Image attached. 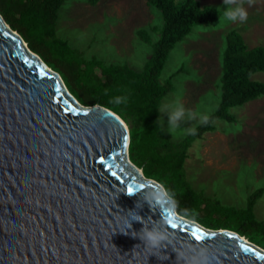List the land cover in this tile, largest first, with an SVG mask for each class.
I'll list each match as a JSON object with an SVG mask.
<instances>
[{
  "label": "water",
  "instance_id": "obj_1",
  "mask_svg": "<svg viewBox=\"0 0 264 264\" xmlns=\"http://www.w3.org/2000/svg\"><path fill=\"white\" fill-rule=\"evenodd\" d=\"M48 69L0 15V264H189L193 246L207 247L212 264H264V249L242 236L125 194L159 183L130 161L126 123L80 104ZM128 210L172 234L143 247L132 235L141 223L124 228Z\"/></svg>",
  "mask_w": 264,
  "mask_h": 264
},
{
  "label": "rangeland",
  "instance_id": "obj_2",
  "mask_svg": "<svg viewBox=\"0 0 264 264\" xmlns=\"http://www.w3.org/2000/svg\"><path fill=\"white\" fill-rule=\"evenodd\" d=\"M176 2L180 0H175ZM220 11L219 17L197 24L169 51L159 74L171 77L172 90L161 100L157 121L164 138L179 143L215 111L220 101L221 53L230 29L237 30L249 46L264 47V0H241L247 19L223 20L222 0H197ZM162 18L145 0H66L58 10L56 33L79 49L85 58L105 64L144 69L158 39ZM143 30L149 41L140 38ZM253 80L264 81V72ZM183 111L177 127L170 129L163 108ZM232 120L215 118L214 130L192 137L183 163L185 180L205 207L195 217L211 227L230 230L264 247V96L228 108ZM259 189H262L258 192ZM256 192L251 211L249 197ZM258 224L253 225L252 220Z\"/></svg>",
  "mask_w": 264,
  "mask_h": 264
},
{
  "label": "trees",
  "instance_id": "obj_3",
  "mask_svg": "<svg viewBox=\"0 0 264 264\" xmlns=\"http://www.w3.org/2000/svg\"><path fill=\"white\" fill-rule=\"evenodd\" d=\"M66 0H0V15L35 52L42 62L58 73L67 90L82 105L98 103L126 123L129 132L128 157L141 168L145 178L164 184L174 193L177 214L208 226L195 217V209L205 207L196 192L185 180L183 163L192 137H201L205 131L215 129L213 120H232L228 108L264 96V81L253 80L255 72H264V47H249L235 29L226 34L221 53L220 101L208 118L197 125L192 133L179 143L163 136L157 122L162 97L172 90L171 77L163 82L159 74L169 51L197 24L211 23L220 11L197 0H145L159 10L162 26L153 52L142 71L136 72L124 65L105 64L95 57L85 58L79 49L56 33L58 10ZM94 5L97 0H86ZM144 41L149 37L137 31ZM126 97L115 104L114 97ZM262 189H259L260 192ZM256 192L249 197L247 210L251 211ZM182 211L189 213L186 217ZM252 224H258L254 219ZM264 231V224L262 225ZM242 236V235H241ZM264 249V247H262Z\"/></svg>",
  "mask_w": 264,
  "mask_h": 264
},
{
  "label": "clouds",
  "instance_id": "obj_4",
  "mask_svg": "<svg viewBox=\"0 0 264 264\" xmlns=\"http://www.w3.org/2000/svg\"><path fill=\"white\" fill-rule=\"evenodd\" d=\"M225 7L223 9V20L225 22L243 23L247 19V11L243 7L241 0H222ZM126 101V97H114L111 101L115 104H121ZM163 114L167 115V124L170 129L177 127V122L183 117V111L175 108H170L165 105L163 108ZM157 121H161L158 117ZM142 189V191L140 190ZM139 193L144 203L150 208H167L172 211L175 207L174 193L162 183L138 185L136 189L132 188L131 194ZM125 194L131 195L128 192ZM140 203L135 204V208H140ZM182 215L188 217L189 213L182 211ZM124 228L125 230L131 227L130 221H138L142 227L138 232L132 233L141 242L143 247L148 249L158 250L162 244L168 240L169 234H172L167 230L165 224L160 226H148L144 223L143 218L137 214L135 210H128L124 215ZM179 259L184 260V253H179ZM189 264H212V255L209 249L205 246H193L190 249V255L188 257Z\"/></svg>",
  "mask_w": 264,
  "mask_h": 264
},
{
  "label": "snow or ice",
  "instance_id": "obj_5",
  "mask_svg": "<svg viewBox=\"0 0 264 264\" xmlns=\"http://www.w3.org/2000/svg\"><path fill=\"white\" fill-rule=\"evenodd\" d=\"M127 192H128L129 194H131V192H132V188L129 187V188L127 189ZM171 226H172V227H177V225H175V224H171ZM191 236H192L193 239H195V240H200V239H201V236H200L199 230H197V229H195V228H193V230H192V232H191ZM242 247H243V246H242ZM244 250H245V251H250V250L247 249V248H244ZM257 255H259V254H257Z\"/></svg>",
  "mask_w": 264,
  "mask_h": 264
},
{
  "label": "bare ground",
  "instance_id": "obj_6",
  "mask_svg": "<svg viewBox=\"0 0 264 264\" xmlns=\"http://www.w3.org/2000/svg\"><path fill=\"white\" fill-rule=\"evenodd\" d=\"M48 71H51V70L48 69Z\"/></svg>",
  "mask_w": 264,
  "mask_h": 264
}]
</instances>
